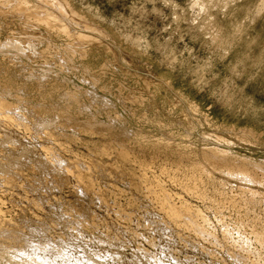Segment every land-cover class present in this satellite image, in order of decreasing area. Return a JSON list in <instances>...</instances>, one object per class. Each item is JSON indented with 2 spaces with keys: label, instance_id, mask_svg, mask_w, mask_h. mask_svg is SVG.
<instances>
[{
  "label": "rangeland",
  "instance_id": "1",
  "mask_svg": "<svg viewBox=\"0 0 264 264\" xmlns=\"http://www.w3.org/2000/svg\"><path fill=\"white\" fill-rule=\"evenodd\" d=\"M15 1L0 7V100L17 117L0 122V264H264V175L235 173L264 166V0ZM69 162L93 165L90 190Z\"/></svg>",
  "mask_w": 264,
  "mask_h": 264
},
{
  "label": "bare ground",
  "instance_id": "2",
  "mask_svg": "<svg viewBox=\"0 0 264 264\" xmlns=\"http://www.w3.org/2000/svg\"><path fill=\"white\" fill-rule=\"evenodd\" d=\"M7 1H12V0H7ZM15 1V0H14ZM20 1V0H19ZM22 1V0H21ZM20 1V2H21ZM24 1V0H23ZM22 1V2H23ZM26 1V0H25ZM53 2H54V4L56 5V6H58V3L56 2V0H52ZM4 2H6V0H0V7L4 4ZM15 2H17V1H15ZM27 2H29V1H27ZM7 3V2H6ZM14 3V2H13ZM12 3V6H11V8L12 7H14L13 5H16V3H14L13 4ZM42 3V2H41ZM25 3H20V4H18L16 7H14V8H12V10L10 9V11H12V13H24V11L27 13V17H28V15H31V12L29 13V11H27V8H26V4L24 5ZM28 4V3H27ZM29 4H31V3H29ZM65 4V3H64ZM63 4V5H64ZM40 5V4H39ZM52 5H53V3H52ZM6 6V5H5ZM29 6V5H28ZM69 6V5H68ZM4 7V6H3ZM40 7V6H39ZM2 8V7H1ZM29 8V7H28ZM34 8H38V7H34V5H33V9ZM4 9H6V11H4L5 12V16H7L6 14L8 13L7 12V8L5 7ZM30 9V8H29ZM31 9H32V6H31ZM32 9V10H33ZM3 10V9H2ZM37 10V9H36ZM41 10H42V7H41ZM40 10V11H41ZM45 10H47L46 8H45ZM54 10V9H53ZM59 10V9H58ZM35 11V10H34ZM48 11V10H47ZM60 11H62V9L60 10ZM2 12V11H1ZM35 12H37V11H35ZM72 12V11H71ZM11 13V12H10ZM33 13V12H32ZM38 13H39V11H38ZM49 13V12H48ZM48 13H46L48 16H49V14ZM61 14H63L62 12H60ZM34 14V13H33ZM42 14V13H41ZM45 14V13H44ZM54 14H56V12H54ZM57 14H58V12H57ZM60 14V15H61ZM1 15H4V14H1ZM9 16H12V15H14V14H8ZM51 15V14H50ZM67 15V14H66ZM4 16V17H5ZM15 16V15H14ZM17 16V15H16ZM37 16V15H36ZM44 16V15H43ZM47 16V17H48ZM56 17H57V15H55ZM13 17V16H12ZM18 17H20L21 18V16L19 15ZM22 17H24V15L22 14ZM26 17V18H27ZM38 17V16H37ZM54 17V16H53ZM55 17V18H56ZM60 17H62V16H60ZM67 17V16H66ZM69 17V16H68ZM39 18V17H38ZM37 18V19H38ZM43 18V17H42ZM55 18H53L52 20H50L49 18L48 19H44V22L43 23H45V25L47 26V27H53V25H55V26H57L58 27V31H60V32H62V34H66V30H65V28H64V26H62V25H58V23H57V21L55 20ZM58 18V17H57ZM24 19V18H23ZM29 19V18H28ZM59 19V18H58ZM65 19V18H64ZM9 20V19H8ZM12 20V19H11ZM19 20V19H18ZM26 20V19H25ZM31 20H32V18H31ZM30 20V21H31ZM34 20H36V19H34ZM41 20V21H40ZM62 20V19H61ZM20 21H21V19H20ZM23 21V25H27V24H25L24 22V20H22ZM27 21V20H26ZM42 19L40 18L39 20H36V21H33L32 20V22H30V23H32V24H34L35 26L36 25H39L38 23H42ZM77 21V20H76ZM1 22V21H0ZM12 22H15V21H12ZM27 22H29V21H27ZM62 22V21H61ZM66 22V21H65ZM78 22V21H77ZM42 23V24H43ZM60 23V22H59ZM67 23V22H66ZM1 24V23H0ZM12 24V23H11ZM42 24H40V25H42ZM60 24H63V23H60ZM18 25H19V22H18ZM31 25V24H30ZM29 25V26H30ZM44 25V24H43ZM67 25H68V23H67ZM73 25V24H72ZM81 25V24H80ZM86 25V24H85ZM20 26V25H19ZM5 29H8V28H6V27H8L7 26V23H6V26H3ZM22 27V26H21ZM27 27V26H26ZM31 27V26H30ZM30 27H29V29H30ZM33 27V26H32ZM51 27V28H52ZM56 27V28H57ZM35 28H37V27H35ZM39 28V27H38ZM45 28V27H44ZM43 28V29H44ZM51 28H49V29H51ZM54 28V27H53ZM28 30V27L27 28H25L24 29V27L22 28V30ZM46 29V28H45ZM48 29V28H47ZM55 29V28H54ZM68 29H70V28H68ZM17 30V29H16ZM26 30V31H27ZM32 30V29H31ZM52 30V29H51ZM25 31V32H26ZM34 31V30H33ZM38 31V30H37ZM45 31V30H44ZM47 31H50V30H47ZM53 31V30H52ZM55 31H57L56 29H55ZM58 31H57V33H58ZM69 31V30H68ZM68 31H67V33H68ZM77 31V30H76ZM10 32H12V31H10ZM20 32H22L21 30H20ZM24 32V31H23ZM23 32L21 33V34H23ZM36 32V31H35ZM51 32V31H50ZM7 33V32H6ZM9 33V32H8ZM16 33V32H15ZM14 33V34H15ZM28 33H29V31H28ZM33 33V32H32ZM40 33V32H39ZM38 33V34H39ZM47 33H49V32H46V34ZM17 34H19V33H17ZM30 34H31V32H30ZM51 34H52V32H51ZM97 34V33H96ZM11 35H13V34H11ZM36 35H37V33H36ZM45 35V34H44ZM47 35H49V34H47ZM46 35V36H47ZM70 35V34H69ZM15 36V35H14ZM14 36H12V37H14ZM19 36V35H18ZM25 36V35H24ZM30 36V35H29ZM33 36V35H32ZM39 36H40V34H39ZM52 36V35H51ZM58 36V35H57ZM75 36V35H74ZM73 36V37H74ZM108 36V35H107ZM7 37V36H6ZM10 38L11 39V42H13V40H14V42L16 41L15 39H17V37H15V39L14 38ZM21 37H23L22 35H21ZM26 37H27V35H26ZM31 37V36H30ZM30 37H27L28 39L27 40H29V38ZM68 37H71V36H68ZM8 38V37H7ZM7 38H6V41H7ZM20 37H18V39H19ZM24 38V37H23ZM23 38H22V40H23ZM42 38H43V36H42ZM52 38V37H51ZM51 38H48V39H50L51 40ZM13 39V40H12ZM26 39V38H25ZM21 40V39H20ZM31 40H32V37H31ZM34 40V39H33ZM39 41V40H41V38L40 39H35L34 41ZM44 40H45V38H44ZM44 40H42V41H44ZM8 41H10V40H8ZM25 41V40H24ZM24 41H21V42H24ZM33 41V42H34ZM49 41V40H48ZM94 41V40H93ZM14 42H13V44H14ZM18 42H20L19 40H18ZM29 42V41H28ZM53 41L51 40V43H52ZM90 42H92V41H90V39L87 37V36H82V35H77V36H75V43H76V46H79L80 48H83L84 46H87ZM37 43H39V42H37ZM74 43V44H75ZM2 44V43H1ZM12 44V43H11ZM30 44V43H29ZM33 44V43H32ZM36 44V43H35ZM14 45H16V43L14 44ZM18 45V44H17ZM31 45V44H30ZM38 45V44H37ZM42 45L43 44H41V47H42ZM52 45V44H51ZM50 45V46H51ZM73 45V44H72ZM19 46V45H18ZM22 46V45H21ZM26 46H27V41H26ZM40 46V45H39ZM38 46V47H39ZM49 46V45H48ZM43 47H44V45H43ZM65 47H67V46H65ZM70 47H71V45H70ZM70 47H67V48H64L65 49V51H67L66 49H69ZM75 47V46H74ZM74 47H72V48H74ZM23 48V47H22ZM27 48H29L28 46H27ZM6 49V48H5ZM46 49V48H45ZM50 49V48H49ZM63 49V50H64ZM77 49V48H76ZM79 49V48H78ZM13 49H11V51H12ZM29 50V49H28ZM34 50H35V48H34ZM40 50H42L41 48H40ZM71 50H73V49H71ZM74 50H75V48H74ZM80 50V49H79ZM4 51V50H3ZM11 51H10V53H11ZM17 51V50H16ZM33 51V50H32ZM54 51V50H53ZM68 51H70V50H68ZM77 51V50H76ZM15 52V51H14ZM37 52H39V51H37ZM54 52H56V51H54ZM53 52V53H54ZM72 52H75V51H72ZM24 53H26V52H24ZM32 53V52H31ZM34 53V52H33ZM40 53V52H39ZM50 53H51V51H50ZM58 53V52H57ZM61 54H62V52H60ZM66 53V52H65ZM76 53V52H75ZM80 53V52H79ZM20 54V53H19ZM30 54V53H29ZM37 54V53H36ZM36 54H34V55H36ZM46 54H47V52H46ZM72 54V53H71ZM16 55H18V54H16ZM25 55V54H24ZM27 55V54H26ZM34 55H33V57H34ZM43 55V54H42ZM11 56H13V54H11ZM30 55H28V57H29ZM37 56H39V54L37 55ZM45 56H47V55H45ZM56 56H57V54H56ZM55 56V57H56ZM62 56V55H61ZM26 57V56H25ZM24 57V58H25ZM49 57H52V56H49ZM67 57V56H66ZM11 58V57H10ZM15 58V57H14ZM17 58V57H16ZM32 58V57H31ZM35 58V57H34ZM53 58V57H52ZM64 58V57H63ZM68 58V57H67ZM19 59V58H18ZM23 59V58H22ZM43 59V58H42ZM49 59V58H48ZM70 59V58H69ZM33 60V59H32ZM67 60V59H66ZM12 61H13V59H12ZM54 61V60H53ZM57 61V60H56ZM70 61V60H69ZM48 62V61H47ZM68 62V61H67ZM19 63V62H18ZM21 63V62H20ZM24 63V62H23ZM71 63V62H70ZM69 63V64H70ZM64 64V63H63ZM65 65V64H64ZM24 66V65H23ZM28 66V65H27ZM44 66V65H43ZM68 66V65H67ZM70 66V65H69ZM24 68V67H23ZM23 68H21V70L23 69ZM31 69V68H30ZM71 69V68H70ZM52 71V70H51ZM2 72V71H1ZM23 72V71H22ZM50 72V71H49ZM25 73V72H24ZM28 73V72H27ZM43 73V72H42ZM47 73V72H46ZM35 75H38V74H35ZM48 76V75H47ZM16 78V77H15ZM39 78V77H38ZM41 78V77H40ZM48 79V78H47ZM39 80V79H38ZM37 80V81H38ZM30 81V80H29ZM41 82V81H40ZM44 82V81H43ZM61 83V82H60ZM39 84V83H38ZM37 84V85H38ZM43 84V83H42ZM9 86V85H8ZM39 86H41V85H39ZM7 87V86H6ZM5 87V88H6ZM7 89V88H6ZM38 89H39V87H38ZM3 90V89H2ZM4 91H5V89H4ZM3 91V92H4ZM14 91V90H13ZM44 91V90H43ZM4 93H6V92H4ZM25 93V92H24ZM71 93V92H70ZM73 94V93H72ZM2 95V94H1ZM5 95V94H4ZM9 95V94H8ZM4 97V96H3ZM9 97V96H8ZM27 97V96H26ZM69 98V97H68ZM1 99V98H0ZM72 99L74 100V98L72 97ZM17 100H18V98H17ZM20 100V99H19ZM23 100V99H22ZM22 100H20V101H22ZM56 100V99H55ZM72 100V101H73ZM76 100V99H75ZM4 101V100H3ZM2 100H0V122H3V126H5V124L6 123H9V122H11V124L14 122V120L17 118V117H15V119L13 120L11 117H9L8 115H7V111L11 108L7 103H4ZM122 101V100H121ZM74 102V101H73ZM19 103H21V102H19ZM135 104V103H134ZM18 107H19V105H17ZM16 106V107H17ZM61 106V105H60ZM32 107V106H31ZM34 107V106H33ZM22 108V107H21ZM20 108V109H21ZM56 108V107H55ZM104 108H105V105H104ZM14 109H15V107H14ZM23 109V108H22ZM26 108H24L23 110H25ZM46 109V108H45ZM97 109V108H96ZM22 111V110H21ZM42 111V110H41ZM66 112V111H65ZM76 112V111H75ZM23 113V112H22ZM21 113V114H22ZM56 113V112H55ZM77 113V112H76ZM11 114H14L13 113V111H12V113ZM28 114H29V112H28ZM28 114H27V116H28ZM57 114V113H56ZM17 115V114H16ZM21 116V115H20ZM26 116V115H25ZM26 116V117H27ZM60 116V115H59ZM30 117V116H29ZM29 117H27L28 119H29ZM88 118V117H87ZM35 120V119H34ZM60 121H61V119H59ZM68 120V119H67ZM94 120V119H93ZM25 121V120H24ZM54 121V120H53ZM5 122V123H4ZM31 122V121H30ZM33 122V121H32ZM63 122V121H62ZM71 122V121H70ZM101 122V121H100ZM19 123V122H18ZM52 123V122H51ZM68 123V122H67ZM76 123V122H75ZM89 123V122H88ZM20 124H21V122H20ZM34 124H35V122H34ZM38 124V123H37ZM36 124V125H37ZM42 124V123H41ZM111 124V123H110ZM2 125V124H1ZM13 125H15V124H13ZM22 125V124H21ZM52 125V124H51ZM3 126H1V127H3ZM9 127H10V125H8ZM7 126V127H8ZM12 126V125H11ZM39 126H40V124H39ZM43 126H45V125H43ZM111 126V125H110ZM48 128H49V126H47ZM47 127H45V128H47ZM92 127V126H91ZM57 128V127H56ZM78 128V127H77ZM164 128V127H163ZM54 129V128H53ZM49 130V129H48ZM65 130V129H64ZM6 131V130H5ZM9 131V130H8ZM39 131H40V129H39ZM54 131V130H53ZM59 131H60V129H59ZM142 131V130H141ZM140 131V132H141ZM55 133V132H54ZM53 133V134H54ZM71 133V132H70ZM175 133V132H174ZM242 133V132H241ZM47 134V133H46ZM64 134V133H63ZM66 134V133H65ZM55 135V134H54ZM58 135V134H57ZM179 135V134H178ZM4 136V135H3ZM68 136V135H67ZM11 138V137H10ZM153 138V137H152ZM15 139V138H14ZM113 139V138H112ZM129 139V138H128ZM1 140V139H0ZM6 140H8V139H6ZM2 141H5V140H2ZM129 141V140H128ZM140 141V140H139ZM48 142V141H47ZM39 143V142H38ZM83 143V142H82ZM141 143V142H140ZM1 144V143H0ZM3 144V143H2ZM4 144H6V143H4ZM3 144V145H4ZM14 144V143H13ZM7 145H9V144H7ZM12 145V144H11ZM20 145V144H19ZM264 145V144H263ZM0 146H2V145H0ZM185 146V145H184ZM27 147V146H26ZM9 148V147H8ZM33 148V147H32ZM132 149V148H131ZM9 150V149H8ZM31 150V149H30ZM23 151V150H22ZM49 151V150H48ZM13 153V152H12ZM44 153V152H43ZM167 153V152H166ZM141 154V153H140ZM50 155V154H49ZM12 156V155H11ZM52 156H54V155H51V157ZM1 157V156H0ZM16 157V156H15ZM208 159H210V158H212L211 156H209V157H207ZM214 159L215 158H217L218 160H220V161H222V160H225L226 158H227V156H226V154L225 153H222V154H220V155H218L217 157H213ZM7 160H8V158H7ZM7 160H5V161H7ZM12 160V159H11ZM47 161V160H46ZM9 162V161H8ZM32 162V161H31ZM43 162V161H42ZM49 162H51V161H49ZM85 162V161H84ZM259 162V161H258ZM11 163H13V161L11 162ZM15 163H17L16 161H15ZM47 163V162H46ZM55 163V162H54ZM90 163H91V161H90ZM244 163H246V162H244ZM2 164H4V163H2ZM48 164V163H47ZM93 164V163H92ZM251 164V163H250ZM15 165V164H14ZM64 165V167H62V168H65V170H63V172L65 173V175L64 176H66V174L67 173H70V174H72L73 176H78V184H77V189L80 191V192H82V193H85L86 191H88V190H90L89 189V184L87 185V184H84V180L82 181V179L83 178H85V179H87V177L88 176H91V174H93L92 173V169L94 168V167H92L90 164H86V163H84V164H80V163H76V162H69V163H66V164H63ZM47 166V165H46ZM60 166V165H59ZM143 166V165H142ZM8 168H9V166H7ZM29 167H30V165H29ZM58 167V166H57ZM91 167H92V169H91ZM238 168V172H235L236 174H238L239 175V178H244L246 181H248V182H250V183H257L258 182V184H259V182L261 183L262 181H258L257 179V176H256V173L257 172H260V174L262 173L263 175H264V166H262V165H259V166H250V165H245V164H243L242 162L239 164L238 163V166H237ZM4 168V167H3ZM48 169H49V166L47 167ZM100 168V167H99ZM7 169V168H6ZM10 169V168H9ZM12 169V168H11ZM17 169V168H16ZM51 169H52V167H51ZM102 169V168H101ZM96 171H99V170H97V168L95 169ZM104 170H106V169H104ZM5 171V170H4ZM13 171V170H12ZM17 171V170H16ZM109 171V170H108ZM7 172V171H6ZM50 172V171H49ZM51 172H52V170H51ZM101 172V171H100ZM1 173V172H0ZM16 173V172H15ZM18 173V172H17ZM58 173V172H57ZM108 173V172H107ZM109 173H112L111 171L109 172ZM9 174V173H8ZM19 174H21V172L19 173ZM42 174V173H41ZM15 175V174H14ZM33 175V174H32ZM68 175V174H67ZM96 175V174H95ZM68 176H70V175H68ZM94 176V175H93ZM111 176V175H110ZM74 177V178H75ZM250 177H252L254 180H250ZM261 177V176H260ZM14 178V177H13ZM17 178V177H16ZM56 179H57V177H56ZM61 179V178H60ZM59 179V180H60ZM40 180V179H39ZM58 180V181H59ZM174 180V179H173ZM244 180V181H245ZM12 181H14V180H12ZM56 181V180H55ZM54 181V182H55ZM242 181H243V179H242ZM11 182V181H10ZM15 182V181H14ZM53 182V183H54ZM86 182V181H85ZM143 182V181H142ZM3 183V182H2ZM1 183V184H2ZM59 183V182H58ZM6 184H8V183H6ZM54 187V186H53ZM119 187V186H118ZM78 191V192H79ZM41 192V191H40ZM79 192V193H80ZM115 192V191H114ZM179 194V193H178ZM172 196V195H171ZM163 204H164V209L163 210H165V212H163V213H165L164 215H166V217L169 219V220H171V221H181L182 223H183V225H184V227H186L187 229H189V230H192L194 233H196L198 236L199 235H202V230H201V228H198L197 227V224H196V220L194 221L193 220V218L196 216L195 214L193 215L192 214V212L190 213L187 209H185V208H180V209H178V208H176V207H173V206H171V204H169V203H164V202H162ZM124 204V203H123ZM163 204H161V206L163 205ZM51 206V205H50ZM62 209V208H61ZM81 211V210H80ZM126 212V211H125ZM185 212H187V213H190V215L188 214H185ZM99 213V212H98ZM86 214V213H85ZM191 214L193 215V217L191 216ZM159 215V214H158ZM233 215V214H232ZM68 216V215H67ZM75 216V215H74ZM4 217V216H3ZM42 217V216H41ZM85 217V216H84ZM197 217V216H196ZM196 217H195V219H196ZM66 219H73V216L71 217V216H68V218H66ZM146 221V220H145ZM89 222V221H88ZM7 223V222H6ZM47 223V222H46ZM1 225H3V224H1ZM124 225V224H123ZM181 225V224H180ZM182 228V227H181ZM2 229V228H1ZM6 229V228H5ZM4 229V233H8V234H6L7 235V237L8 238H11L12 240H14L13 238H15V232H13V230H14V228H13V230H12V232H8L7 230H5ZM9 229V228H8ZM12 229V228H11ZM27 229V228H26ZM16 230V229H15ZM89 230V229H88ZM230 230V229H229ZM16 231H18V230H16ZM85 231V230H84ZM57 232V231H56ZM2 233L3 232H1V234L0 235H2ZM15 233V234H14ZM70 233V232H69ZM172 233V232H171ZM37 235V234H36ZM17 236H18V234H17ZM19 236H21V235H19ZM1 237V236H0ZM5 237V236H4ZM23 237V236H22ZM188 237V236H187ZM7 238V239H8ZM21 238V237H20ZM36 238V237H35ZM10 239V241L12 242V240ZM70 239V238H69ZM1 240V239H0ZM20 240V239H19ZM23 240V239H22ZM25 240V239H24ZM23 240V241H24ZM104 240V239H103ZM234 240V239H233ZM4 241H5V239H4ZM8 241H9V239H8ZM9 241V242H10ZM15 241H16V238H15ZM26 241H28V240H26ZM25 241V242H26ZM7 242V241H6ZM14 242V241H13ZM30 242V241H29ZM62 242V241H61ZM164 242V241H163ZM1 243H2V240H1ZM19 243H22V241H20ZM18 243V244H19ZM28 243V242H27ZM33 243V242H32ZM6 244V243H5ZM9 245H10V243H8ZM7 244V245H8ZM15 245H16V243H14ZM18 244H17V246H18ZM2 245V244H1ZM22 245V244H21ZM29 244H27L26 246L27 247H29L28 246ZM30 245H31V243H30ZM33 245H35L36 246V244H34L33 243ZM43 245V244H42ZM47 245H49V244H47ZM51 245H52V243H51ZM54 245V244H53ZM52 245V246H53ZM4 246V245H3ZM2 246V247H3ZM6 246V245H5ZM20 246V245H19ZM18 246V247H19ZM23 246V245H22ZM25 246V247H26ZM38 246V245H37ZM44 246H46V245H44ZM64 246V245H63ZM171 246V245H170ZM9 247V246H8ZM17 247V248H18ZM21 247V246H20ZM25 247L23 248L24 249V251H25ZM26 247V248H27ZM32 246H30L29 248H31ZM34 247V246H33ZM50 247V246H49ZM66 247V246H65ZM70 247V246H69ZM86 247V246H85ZM206 247V246H205ZM13 248H15V246H13ZM22 248V247H21ZM58 248V247H57ZM5 249V248H4ZM37 249V248H36ZM40 249V251H41V247L39 248ZM47 249V248H46ZM52 249H53V247H52ZM59 249V248H58ZM69 249V248H68ZM70 249H71V247H70ZM116 249H118V248H116ZM115 249V250H116ZM27 250V249H26ZM30 250V249H29ZM28 250V251H29ZM35 251L34 249H31V251ZM61 250V249H60ZM111 250V249H110ZM5 251V250H4ZM14 251V253H15V250H13ZM21 251V250H20ZM23 251V250H22ZM32 251V252H33ZM46 251V250H45ZM50 251V250H49ZM92 251V250H91ZM10 252V251H9ZM36 252H38L39 254H40V252H39V250L38 251H36ZM43 252H44V250H43ZM93 252V251H92ZM120 252V251H119ZM13 253V254H14ZM19 252L17 251V253H15V255L16 254H18ZM26 253V252H25ZM58 253V252H57ZM60 253V252H59ZM82 253V252H81ZM117 253V252H116ZM22 254L23 253H21V256H22ZM27 254V253H26ZM34 254V253H33ZM36 254V253H35ZM35 254H34V257H35ZM38 254V255H39ZM49 254V253H48ZM53 255L55 254V253H52ZM158 254V253H157ZM185 254V253H184ZM3 255V254H2ZM19 255H20V253H19ZM24 255V254H23ZM30 255V253H28V256L26 255V257L28 258V257H30L29 256ZM37 255V254H36ZM33 256V255H32ZM167 256V255H166ZM2 257V256H1ZM6 257V256H5ZM15 257V256H14ZM41 256H37V262L36 263H32L33 262V260H32V257H31V263L32 264H48V263H46L47 261L45 260V259H41L40 258ZM49 257V256H48ZM90 257V256H89ZM12 258H13V256H12ZM11 258V259H12ZM59 258V257H58ZM65 258V257H64ZM73 258V257H72ZM29 259V258H28ZM60 259V258H59ZM63 259V258H62ZM141 259V258H140ZM13 260H15V259H13ZM163 260V259H162ZM20 261V260H19ZM18 260H17V262H19ZM29 261H30V259H29ZM34 261H35V259H34ZM57 261V260H56ZM65 261V260H64ZM168 261V260H167ZM28 262V261H27ZM63 262V261H62ZM116 262V261H115ZM171 262V261H170ZM81 263V262H80ZM22 264V263H21ZM29 264H30V262H29ZM76 264H78V263H76Z\"/></svg>",
  "mask_w": 264,
  "mask_h": 264
}]
</instances>
